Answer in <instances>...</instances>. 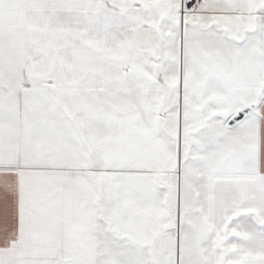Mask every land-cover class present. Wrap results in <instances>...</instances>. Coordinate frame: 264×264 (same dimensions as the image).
<instances>
[{
	"label": "snow or ice",
	"instance_id": "6c2138e0",
	"mask_svg": "<svg viewBox=\"0 0 264 264\" xmlns=\"http://www.w3.org/2000/svg\"><path fill=\"white\" fill-rule=\"evenodd\" d=\"M0 264H264V0H0Z\"/></svg>",
	"mask_w": 264,
	"mask_h": 264
}]
</instances>
